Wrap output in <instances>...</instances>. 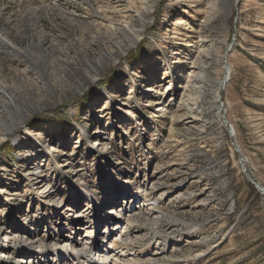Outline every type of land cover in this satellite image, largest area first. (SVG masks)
Wrapping results in <instances>:
<instances>
[{"label": "rangeland", "instance_id": "1", "mask_svg": "<svg viewBox=\"0 0 264 264\" xmlns=\"http://www.w3.org/2000/svg\"><path fill=\"white\" fill-rule=\"evenodd\" d=\"M209 3L0 0V86L8 94L0 91V119L17 124L0 141V186L9 184L0 193L2 204L9 203L0 224L16 217V207L31 223L42 214L33 202L34 183L20 181L27 155L15 142L31 146L38 140L41 153L51 146L54 155L47 185H63L62 197L80 211L87 212L91 200L85 192L97 201H91L97 225L81 218L77 234L63 233L66 240L84 244L97 233L103 238L121 216L102 219L113 195L123 191L127 198L146 185L160 204L146 219H122L124 234H149L122 249L128 259L264 264V196L249 182L264 190V0H239L233 7L229 0ZM132 14L144 16L136 45L117 62H102L97 74L87 73L85 61L97 60L106 43L100 38ZM224 66L229 79L217 90ZM149 84L171 100L172 111H157L144 89ZM44 125L49 129L39 132ZM106 127L110 139L101 145L96 131ZM26 129L33 137H24ZM66 153L75 168L62 172L57 163ZM77 170V179L68 181ZM143 203L140 197L133 206ZM52 217L48 211L43 219ZM50 225L37 233L56 232ZM4 247L0 238V254ZM50 258L47 264L57 262Z\"/></svg>", "mask_w": 264, "mask_h": 264}, {"label": "bare ground", "instance_id": "2", "mask_svg": "<svg viewBox=\"0 0 264 264\" xmlns=\"http://www.w3.org/2000/svg\"><path fill=\"white\" fill-rule=\"evenodd\" d=\"M217 1L218 0H210L209 5H213V7H215ZM229 1L231 2L229 6L233 7L239 0ZM143 20L144 16H140L139 14L129 15L123 22L121 21V23H117L110 29V32L112 33L103 35L99 41H101L102 39L103 42H106L103 43L105 44L103 46L104 48H102L97 60H93L92 62H89V60L85 61L89 64V66H87L86 72L88 73V71H95V73L97 74V71H101L100 64L102 62L105 64H113L117 62V59L120 58L129 47L135 46L139 38V33H137L138 31H136V29L140 26V22H143ZM91 44L97 46L100 43H98L97 40H92ZM223 69L226 80L218 83L216 88L217 90H219V88L221 89L224 86L222 83L225 84L229 79L228 67L224 66ZM199 79H203V77L199 76ZM91 80L88 79L86 82ZM144 89H146V93L149 92V95L152 94L151 98H154L152 102L156 106L158 112L163 113L164 111H172L173 105L171 104V100H165V97H161L160 94L154 92L155 90L153 89L152 85L149 84L145 86ZM217 90L216 92H218ZM0 91L6 93V91L1 86ZM9 96L11 97L10 99L13 102L14 95L11 94ZM1 108L7 110L5 109V106H2ZM0 124L4 126V134H2V136L0 137V141H2L3 137L13 132L17 124L16 120H13L12 118H10L9 120L0 119ZM112 126H108L109 129ZM108 127L104 128L103 131H96V134L98 135L97 139L100 140L99 143L101 145L107 144L110 139V137L108 138V136L111 133L108 132L107 134ZM47 129H49V126L44 125L43 127H41V129H39V132ZM24 137L26 139L33 137L32 131L30 129H26ZM15 142L17 150L27 155V161H25L23 165V167L25 168L24 175L21 176L22 180H20L23 184H21L22 186L24 184L27 185V183L30 181L34 183L35 191L33 194V202H37V210L42 212V214L35 215L34 220L31 223L29 222V219L26 221L27 216H25L21 212V208L16 207L14 211V215L16 217L11 221L9 220L5 223L0 224V238L2 240V243L5 242V247L0 254V264H14L11 261L13 258H15V261L19 262V264H31L34 261H32L33 256H37V254H41L40 259L37 261L38 264H47V259L49 258V256L54 257L50 258L49 262L51 261V259H53V261H57L55 264H136V261L127 258L128 255H126V251H122V249H127L129 245L137 244L140 241L146 240L147 235L149 234L144 233V230L142 229L137 231L134 236H132L133 234H131L130 236L128 234H124V229H122L121 226L123 224L122 219L130 221L131 217L129 216L131 215L136 216L137 219H146L149 217L148 211L158 209V205L160 204V202L152 195V189H154V187L147 189L145 185L142 191H139V186H137L134 192V194L136 195L132 194L127 198L125 197L127 195H123V191L122 193L120 191L113 195L114 198L111 200V204L113 206L108 210V212L105 213L106 216L102 217V219H105L107 217L105 220H110V222H112V219H109V217L115 214L118 216L120 215V213L121 216L116 220V227L114 226L115 228L110 232H107V235L103 236V238L97 233L94 236L86 239V242L84 244H80L78 238H75L74 241H70L68 239L66 240V235L63 233L69 232L73 235L77 234L78 229L80 230L77 225L81 218L90 220L95 219V224L97 225V207H95L96 205H91V201L97 203L94 194L92 192H85L87 195L91 196V200L88 201L87 212L80 211L78 209L77 202H69L64 197H62L61 187L63 185L60 186L56 180L52 185H47L46 183V177H48L50 174L49 166L52 164L51 161L53 162L52 157L54 156L53 153H51V146H46L47 148H45V154H43L40 152V147L36 145V142H38V140H36L35 143H32L31 146H28L25 140L21 141L20 139H16ZM46 145H48V143H46ZM66 147L67 146L65 144H61V149H59L61 151H64L63 149H65ZM54 150H56V148ZM100 154L102 153L100 152ZM73 163L74 160L72 155L66 153L62 162L57 163V169H59L60 171V169L62 168L61 170L62 172H64L68 167L75 168L73 166ZM77 175L78 170L75 171L73 176H71L72 180L71 178H68L67 180L74 181ZM28 178H31V180H28ZM1 184L2 185L0 186V193L3 192V190L4 192H7L9 189H7L6 187L9 184H4L2 182ZM46 185L48 187H46ZM46 188L48 189L47 191H45ZM140 197L144 198V203L142 204V206H137L136 204L135 206H133L136 199ZM113 201L114 203H112ZM6 202L7 203H4L3 205L2 200L0 199V207L2 205V207L0 208V217L3 214L2 211L7 210L9 203L8 201ZM129 208L130 210H128ZM126 209L127 211L125 212L124 210ZM48 211L51 212L53 217L52 220L45 221L43 219L44 213ZM158 218L159 217L154 218L153 221H156L157 223ZM1 221L2 220H0V223ZM18 222L19 224H17ZM49 223L51 224V228L53 227L54 231L56 232L49 233L47 234V236L37 233L39 228L45 227L47 229V225H49ZM70 238H72V235ZM25 260L28 261L26 262Z\"/></svg>", "mask_w": 264, "mask_h": 264}, {"label": "water", "instance_id": "3", "mask_svg": "<svg viewBox=\"0 0 264 264\" xmlns=\"http://www.w3.org/2000/svg\"><path fill=\"white\" fill-rule=\"evenodd\" d=\"M226 77V76H225ZM226 80V78H224L223 79V81H225ZM223 85H224V83H222ZM249 182H250V184L253 186V188L257 191V192H259L262 196H264V190L257 184V183H255V182H253V181H251L250 179H249Z\"/></svg>", "mask_w": 264, "mask_h": 264}]
</instances>
